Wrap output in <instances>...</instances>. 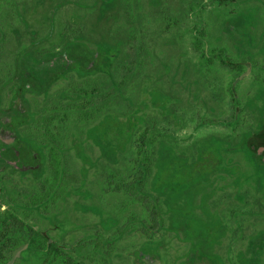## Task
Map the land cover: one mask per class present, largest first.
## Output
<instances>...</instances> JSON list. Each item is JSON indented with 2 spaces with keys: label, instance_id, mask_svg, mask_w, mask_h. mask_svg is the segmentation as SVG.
I'll use <instances>...</instances> for the list:
<instances>
[{
  "label": "flooded vegetation",
  "instance_id": "1",
  "mask_svg": "<svg viewBox=\"0 0 264 264\" xmlns=\"http://www.w3.org/2000/svg\"><path fill=\"white\" fill-rule=\"evenodd\" d=\"M32 230L44 264H264V0H0L2 264Z\"/></svg>",
  "mask_w": 264,
  "mask_h": 264
},
{
  "label": "trees",
  "instance_id": "2",
  "mask_svg": "<svg viewBox=\"0 0 264 264\" xmlns=\"http://www.w3.org/2000/svg\"><path fill=\"white\" fill-rule=\"evenodd\" d=\"M54 105V109L48 115L51 119L58 122L61 120L66 126H72L77 123V118L73 113L74 106L71 102H65L64 106L60 105V107H58L57 104ZM89 119L91 118L89 117ZM73 138L74 133L71 130L69 132H65V140H73ZM30 241L31 243L27 251L32 253L34 256H21L20 259L16 260L15 264H44V256H40L41 250L44 246L43 237L38 231L32 230V237ZM51 257L54 262L57 261V256ZM2 263H4L3 260L0 261V264Z\"/></svg>",
  "mask_w": 264,
  "mask_h": 264
},
{
  "label": "water",
  "instance_id": "3",
  "mask_svg": "<svg viewBox=\"0 0 264 264\" xmlns=\"http://www.w3.org/2000/svg\"><path fill=\"white\" fill-rule=\"evenodd\" d=\"M24 248H25V247H24ZM24 248H21V249L16 250V251L14 252V254H13L11 260L8 261L6 264H13L14 261H15L17 258L20 257V256H19V255H20V252H21Z\"/></svg>",
  "mask_w": 264,
  "mask_h": 264
},
{
  "label": "rangeland",
  "instance_id": "4",
  "mask_svg": "<svg viewBox=\"0 0 264 264\" xmlns=\"http://www.w3.org/2000/svg\"><path fill=\"white\" fill-rule=\"evenodd\" d=\"M129 106H130V107L132 106L130 102H129ZM263 252H264V251H263Z\"/></svg>",
  "mask_w": 264,
  "mask_h": 264
}]
</instances>
